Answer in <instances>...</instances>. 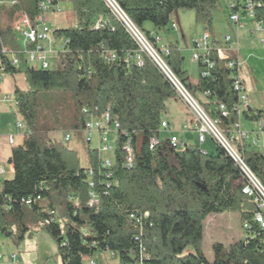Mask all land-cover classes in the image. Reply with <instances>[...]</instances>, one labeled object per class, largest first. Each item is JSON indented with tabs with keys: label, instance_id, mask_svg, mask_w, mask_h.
Instances as JSON below:
<instances>
[{
	"label": "trees",
	"instance_id": "16d2710c",
	"mask_svg": "<svg viewBox=\"0 0 264 264\" xmlns=\"http://www.w3.org/2000/svg\"><path fill=\"white\" fill-rule=\"evenodd\" d=\"M26 1L15 0V4L8 3V8L1 5L5 24L0 26V47H21L14 27L23 15L32 25L37 22L39 0H34V9L27 10L23 7ZM67 1L75 24L53 31L55 38L68 39L58 66H5V74L22 73L25 80V88L15 89L14 101L27 130L8 159L13 176L2 181L0 232L23 239L34 225L52 219L42 228L56 241L61 264H82L84 258L106 251L117 257L119 264H129L140 243L150 264H264V229L253 220L255 205L242 191L246 181L239 166L218 145L215 152L202 153L200 147L189 145L176 150L168 137L160 138L167 102L180 101L174 88L147 55H143L142 66L135 63L136 43L103 0ZM254 1L260 4L254 9V18L264 21V0ZM116 2L158 49L161 45L147 24L154 31L167 28L173 13L188 9L194 11L196 22L209 28L213 10L222 4V0ZM99 18L101 26L94 28ZM166 48L167 65L194 97L200 96L197 101L218 119L219 127L228 131L238 121L232 111L237 94L231 89L230 70L218 59L216 51L212 49L207 55L212 67L197 63V83L189 86L180 50L174 45ZM104 50L114 51L116 59L106 63L102 58ZM202 72L207 75L202 76ZM220 103L228 108V116L214 111ZM250 111L244 116L253 121L256 118L248 116ZM106 112L118 120L121 130L133 133L130 168L124 166L125 137L121 133L115 136L111 167L101 170L96 148L87 147V166L83 167L74 149L48 135L68 124L73 133L82 135L88 118L101 117ZM153 136L160 138L155 152L149 149ZM235 144L245 164L264 186V155L245 142ZM90 178L92 188L88 185ZM91 191L96 201L89 206ZM37 194L43 197L42 201L30 207L22 203L23 198ZM57 207L62 223L54 218ZM225 211L239 213L241 226L247 221L250 228L243 230L245 239L242 236L228 248L214 244L215 258L208 262L200 249L202 223L209 214ZM145 212L148 218L142 223L129 218L131 213ZM79 228L89 234L83 235ZM187 248L194 253L182 255Z\"/></svg>",
	"mask_w": 264,
	"mask_h": 264
},
{
	"label": "built area",
	"instance_id": "2783aa9c",
	"mask_svg": "<svg viewBox=\"0 0 264 264\" xmlns=\"http://www.w3.org/2000/svg\"><path fill=\"white\" fill-rule=\"evenodd\" d=\"M105 5L108 7L111 14L123 25L126 32L130 35L133 41L136 43L138 50L133 55V59L138 66L144 64L143 55H147L157 66L159 71L163 76L169 81L171 86L174 88L180 101L186 105L189 112L194 118L193 130L197 133V140L199 143H204L207 139L206 134H208L216 145L220 146L239 166L242 171L244 180L246 181L245 187L242 189L243 193L248 195L255 205V211L253 213V220L259 225V228L264 229V186L257 180L252 171L243 161L241 155L239 154L235 141L238 142H251V145L255 147L264 148V142L260 141V134L264 133V122L260 118L253 120L254 128L245 130L241 128V117L244 116L245 112L250 109V103L247 95L246 83L242 74L243 61L240 56L238 32L240 30L246 29L247 25L245 21L251 20L253 23V28L249 29L251 33L262 34L261 42L264 44V21H256L254 18V9L260 4L254 0H229L228 10H229V21L234 25L237 32L236 35L232 36L227 34L224 38V44L220 47L215 40H211L210 31L206 30L199 38L192 41V57L191 61L198 63L199 61L212 67L213 63L207 58L210 50H215L218 59L224 62L226 68L230 70V85L231 89L237 94V101L232 107L238 116V121L230 126L228 131H224L218 125V119L211 117L197 101V99L190 93L187 86L174 74V72L167 65L164 60V54L168 53L166 46H160L156 48L144 35V33L132 22V20L127 16L121 6L116 2V0H103ZM10 5L15 4V0H8ZM4 5V1L0 0V6ZM39 15L37 22L32 25L27 16L23 15L21 19L18 20L15 27L20 24H24L27 28L24 32L25 44L18 50H9L5 47H0V80L5 75V66L7 63L11 66H19L22 63L33 66L36 68L48 69L49 67V56L51 54L50 47L54 42L52 31L45 21V14L48 12H56L61 10L58 0H39L38 3ZM102 19L96 20L93 25L94 28L101 26ZM171 26L174 29L178 28L175 21L171 22ZM14 27V28H15ZM160 39L157 37L156 42ZM212 41L216 42L215 46H212ZM61 51L58 52V58L63 55L66 51V45L68 39L59 38ZM116 53L112 50H104L102 53V58L106 63H111L116 59ZM128 59H125L127 62ZM202 76H206V72L201 73ZM209 95L208 93H204ZM9 96H5V99H9ZM16 103V102H15ZM86 111V109H85ZM214 111H218L222 116L226 117L229 114L228 108L220 103L215 105ZM22 123L17 122L18 129H22ZM169 129V123L167 120H162L160 131L163 132ZM121 133L125 137L123 144V150L125 152L124 166L127 168L132 167L133 164V151L131 145L132 132L121 130L120 124L117 119H112L109 112H106L101 117L92 116L88 118L82 129V134L84 141L89 145L94 139L97 147H95L100 155V169H108L112 165L111 155L114 152V146L106 144L108 142L109 134ZM72 138V133H64V141L69 142ZM168 140L173 148L176 150H181L187 146L184 141H181L176 135L168 136ZM10 141L12 139L10 138ZM160 138L153 136L150 140L149 149L155 152L158 149ZM104 143V145H102ZM106 151L110 155L101 158V152ZM202 153H206L205 150H201ZM88 176L92 174V171L88 170ZM5 174L3 167H0V178ZM109 176V174H106ZM89 187H93V181L91 178L88 180ZM1 189V185H0ZM90 200L88 205L92 206L95 201V195L91 191L89 192ZM69 200L75 201V198L69 196ZM43 197L37 194L35 197L23 198L21 201L24 205L30 207L36 201H42ZM130 220L135 223H142L143 219L148 218V213H131L129 215ZM52 219H46L44 222H40L39 225L43 226L49 223ZM243 230L250 228L249 223L246 221L242 225ZM0 232V236H1ZM245 239V234L243 235ZM136 239H139L136 237ZM4 257V250L0 247V261ZM113 257V255H112ZM11 259L13 264H20L17 258V253H11ZM87 264H99L97 260L91 258H86ZM47 264H53L52 262H47ZM129 264H150L148 255L145 251L144 245L139 244L138 252L134 256L133 261Z\"/></svg>",
	"mask_w": 264,
	"mask_h": 264
},
{
	"label": "rangeland",
	"instance_id": "374dc122",
	"mask_svg": "<svg viewBox=\"0 0 264 264\" xmlns=\"http://www.w3.org/2000/svg\"><path fill=\"white\" fill-rule=\"evenodd\" d=\"M229 0H222V4L217 9L213 10V18L210 27L211 40H215L217 44L222 47L224 44V38L227 34L232 36L236 35L234 25L229 21ZM61 10L56 12H48L47 25L50 27L52 34L56 29L67 28L75 24L73 14H71V4L69 2H59ZM24 9H34V0H27L23 3ZM22 18V17H21ZM20 18V19H21ZM71 18V19H70ZM175 21L178 25L177 29L172 28L171 22ZM5 24L3 17V6H0V26ZM171 22L167 28L154 31L150 24H147V28L151 31L154 37L160 38L158 44L161 46H176L183 57V68L189 72L190 83L193 84L198 79L196 73V67L191 62L192 57V41L199 38L204 28L207 27L202 23H198L195 20V14L193 10H179L173 13L171 16ZM246 29L238 32L240 56L242 58L243 67L242 74L245 79L247 95L250 103L251 111L248 112V116L251 118H260L264 122V44L261 42L262 34L251 33L253 28L251 20L245 21ZM26 26L20 24L14 28L18 43L24 47ZM54 37V36H53ZM53 43L50 47L49 67L56 68L58 66L59 58L58 52L61 51L59 38L53 39ZM19 68H24V64H21ZM25 80L22 73L14 75L6 74L3 83L0 84V95L10 96L11 101L7 102V105L14 108V91L16 88H25ZM197 100L200 96L195 97ZM167 114L164 118L170 122V128L161 133L160 138L164 139L170 135H176L181 141H184L189 146H198L208 152H215L216 143L213 139L206 134V141L199 143L197 140V133L193 130V125L190 122L192 115L188 108L182 101L170 100L167 102ZM22 123V129L17 130L19 134H25L27 128L24 121L16 113L13 120L16 126L17 122ZM241 128L245 130L253 129L254 123L252 120L247 119L245 116L241 117ZM69 131L72 133V138L69 142L64 141V132ZM49 137L59 141L70 149H74L79 158L80 164L83 167L87 166V147H97L94 139L88 145L84 141L83 134H75L72 132V125L68 124L58 132L50 131ZM20 140L21 137L16 138ZM115 134L108 135V145L115 144ZM260 141L264 142V135L260 137ZM141 143V138L138 139V144ZM104 145V143L102 144ZM254 150L264 155V148L254 147ZM101 158L104 159L110 154L106 151L101 152ZM5 166L6 164H2ZM8 178V177H5ZM2 180V179H1ZM0 185L2 186V181ZM54 213L55 220H58V207ZM59 222L62 223L61 218ZM203 237L201 240L200 249L204 257L208 262H213L215 253L213 250L214 244H221L224 248H228L232 243L239 241L243 234V228L239 213L225 211L222 213H211L203 220ZM83 235L87 236L89 232L83 228H79ZM0 247L2 249L10 248L18 253L21 264H47L52 262L53 264H61L60 258L57 255V243L52 236L40 225H34L31 230L26 233L23 239H18L16 236H0ZM194 253L192 248H187L183 251L182 255ZM6 254V253H5ZM99 264H119L117 257H112L111 252H98L93 257ZM82 264H87V259L82 260Z\"/></svg>",
	"mask_w": 264,
	"mask_h": 264
},
{
	"label": "crops",
	"instance_id": "0c3cea01",
	"mask_svg": "<svg viewBox=\"0 0 264 264\" xmlns=\"http://www.w3.org/2000/svg\"><path fill=\"white\" fill-rule=\"evenodd\" d=\"M3 1H4V6L6 8H8L7 7L8 6V0H3ZM58 2H68V1L67 0H58ZM71 12H72V8H71ZM71 14H73V13H71ZM73 16H74V14H73ZM47 19H48L47 16H45V21L46 22L48 21ZM204 29L205 30L203 31V33L206 30H208V27H205ZM191 62H193V61H191ZM193 63L195 64V67H196L195 70H196V73L198 74L197 63H195V62H193ZM18 69H22V68H18ZM5 75L0 80V84L3 83ZM243 78H244V76H243ZM244 81H245V79H244ZM186 83L189 86L196 85V83H197V81H195L193 84L190 83L189 72H188V77L186 79ZM6 96H8V95H6ZM9 101H11V98L5 99V96H3V95L1 96L0 95V167H3L4 170H5V174L2 175L1 178H0V180L2 179L1 181L5 180V179H9V178H11L13 176V168H12V165L8 163V159H9V157L11 155L12 148L14 146L19 145V144L22 143V139H23V135H24V133L23 134H19L18 131H16V129H15L17 127V123H16V126H15L14 123H13V120L15 118V114L17 113V107H16V103H15L14 100H13V104L15 106V109L10 107V106H8L7 102H9ZM164 120H167V118H165ZM168 123H169V128H170V122L168 121ZM17 130H20V129H18V127H17ZM263 135H264V133L260 134L259 136L262 137ZM19 137H21V139L17 140L16 138H19ZM10 138L12 139V141H10ZM246 143L251 145L250 141H248ZM251 146L255 147L253 145H251ZM2 164H6V165L3 166ZM5 177H8V178H5ZM242 236H243V234H242ZM242 236H241V238H242ZM3 250H4V257L0 261V264H13L12 259H11V253H13V252L17 253V252L13 251L10 248H5ZM17 258H18L19 263L21 264V261L19 259L18 253H17Z\"/></svg>",
	"mask_w": 264,
	"mask_h": 264
}]
</instances>
